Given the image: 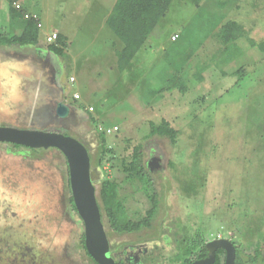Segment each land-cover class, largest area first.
I'll use <instances>...</instances> for the list:
<instances>
[{
  "label": "rangeland",
  "instance_id": "obj_1",
  "mask_svg": "<svg viewBox=\"0 0 264 264\" xmlns=\"http://www.w3.org/2000/svg\"><path fill=\"white\" fill-rule=\"evenodd\" d=\"M114 1L99 2L105 11L96 0L17 1L19 10L38 16L34 20L25 18L14 3L0 0V32L20 34L31 31L34 21L42 24L38 28L41 49L0 46V126L45 130L56 126L87 144L93 156L99 149L98 130L106 131L109 145L122 159L129 157L135 145L143 144L159 194L158 213L149 230L111 233L109 241L115 251L133 245L126 253L136 252L138 246L140 253H158L157 244L167 257L175 248L174 238L197 228L211 239L236 241L246 253H253L259 242L264 250V49L253 45L264 42V0H203L199 6L190 0H173L153 31L156 41L147 53L141 50L137 56V61L144 56L145 64L152 61V69L148 66L141 74L137 66L135 76V72L128 77L125 73L122 80L126 84L122 82L108 95V85L117 73L109 69L116 58L111 41L115 34L104 25L103 13ZM231 20L241 25L243 36L231 47L236 58L225 61V46L215 32ZM210 26L214 32L191 57L181 61L186 59L190 36ZM61 30L69 35L66 58L50 52L45 41L47 33L62 34ZM175 32L180 37L172 42L170 36ZM157 41L172 44V49L184 54L170 52L171 48L162 50ZM69 51L85 52L101 67H74L68 61L72 58ZM45 56L59 69L54 82L42 69ZM240 68L244 72L239 74ZM96 71L101 76L94 80ZM131 78H136V85L125 98ZM78 90L83 97L76 105L91 103L101 111L87 106L95 122L79 113L64 124L40 123L52 97L63 100ZM38 108L40 116L35 112ZM163 119L180 131L176 144L162 136L146 138L149 121ZM13 149L0 142L2 223L22 224L18 231L42 250H50L55 259L94 264L80 244L84 221L67 201L72 192L65 155L54 147L38 153ZM92 168L99 186L103 173ZM104 173L119 182L131 209H146V196L134 191L123 169L105 163ZM139 252L130 256L129 264H141Z\"/></svg>",
  "mask_w": 264,
  "mask_h": 264
},
{
  "label": "trees",
  "instance_id": "obj_2",
  "mask_svg": "<svg viewBox=\"0 0 264 264\" xmlns=\"http://www.w3.org/2000/svg\"><path fill=\"white\" fill-rule=\"evenodd\" d=\"M8 1L13 4L15 1L19 0ZM172 1L173 0L115 1L106 18V25L123 43L122 49L117 51L120 70H124L131 63L138 51L146 43L148 37L166 16ZM190 1L196 6H199L203 0ZM23 10L24 9H22V11L18 9V11L25 16L26 13L24 12L25 10ZM32 24L35 26L36 31H25L20 34L0 32V46L37 45L40 41L39 27L36 21L32 22ZM214 26H216V24ZM214 26L198 31V35H195L194 32L190 36L185 51L186 59L181 58V61L187 60L203 45L206 38L214 32ZM215 35L225 46L222 51L223 60H234L237 54L234 55L231 51V47H233V44L243 36L241 25L235 20L228 21L222 25L217 32H215ZM196 36L198 39H196ZM66 44V37L63 34H59L57 40L50 43L48 48L50 52L64 57V47ZM253 45L264 49V42L259 44L253 42ZM170 48V52L178 51L180 55L184 54L177 49H172V46ZM179 68L180 67H176L177 71L180 70ZM242 71L244 72V68L237 70L239 74ZM171 81L173 82V80ZM90 118L95 122L92 116H90ZM149 125L150 131L146 135V138L162 136L168 138L173 144L177 143L180 131L174 128L168 120L163 119L158 123L149 121ZM66 134L70 135L68 133ZM97 135L100 141L97 155L93 156L91 151L89 152L92 167L96 166L103 173L99 186L95 184V187L97 202L100 207L102 221L108 238L111 233L117 235L138 234L142 231L153 228V223L159 208V194L156 188L155 178L151 172V167L146 161L143 144L135 145L129 157L122 159L114 147L109 145L108 134L106 131L98 130ZM11 144L16 150H22L25 148L33 153H38L40 150V148H31L21 144ZM118 160H121L120 165H118ZM105 163L110 164L113 169H123V172L126 175V181L132 186L134 191L143 193L146 196L147 207L144 211L141 208H130L127 196H124L120 192L119 182L116 179L105 175ZM70 202L74 211H76L77 209L73 196L70 197ZM209 240H211L210 235H207L205 230L197 228L192 233H187L185 237L180 235V237L174 238L175 248L172 249L171 254L167 257L161 251L162 247L157 244L154 245L159 252L156 253L154 250H149L146 254L142 253L140 256L141 264H191L196 259L207 257L208 250L206 248V243ZM232 242L236 247L235 264L264 263V250L262 243H256L253 253H246L236 241L232 240ZM81 246L84 249L86 256L96 263L86 249L85 233L81 235ZM111 249L112 251L114 250L113 246ZM112 255L116 264H129V260L124 256L117 254V251L114 250ZM225 257V250L220 248L216 251L215 261L211 264H225Z\"/></svg>",
  "mask_w": 264,
  "mask_h": 264
},
{
  "label": "water",
  "instance_id": "obj_3",
  "mask_svg": "<svg viewBox=\"0 0 264 264\" xmlns=\"http://www.w3.org/2000/svg\"><path fill=\"white\" fill-rule=\"evenodd\" d=\"M71 109L63 101L46 108L43 117L53 119L56 124H64L70 116ZM40 116L41 114L38 113ZM45 119V123L46 120ZM49 122V121H48ZM51 122V121H50ZM43 123V122H40ZM31 135V141L18 139ZM18 136V137H14ZM60 140L66 148L54 143ZM0 142L21 144L31 148H57L66 157L69 167L70 187L76 209L84 221L85 245L90 256L98 264H116L111 255V247L101 211L96 198L95 171L91 165L89 148L80 139L67 135L61 131L45 130L40 128H18L13 126H0ZM84 205V209L80 206ZM208 255L196 259L191 264H211L215 261L216 251L220 248L226 252L225 264H235L236 247L231 239L219 237L207 241ZM96 252V253H95Z\"/></svg>",
  "mask_w": 264,
  "mask_h": 264
},
{
  "label": "flooded vegetation",
  "instance_id": "obj_4",
  "mask_svg": "<svg viewBox=\"0 0 264 264\" xmlns=\"http://www.w3.org/2000/svg\"><path fill=\"white\" fill-rule=\"evenodd\" d=\"M49 60H50L49 57H47V56L44 57V59L41 62L42 63V69H43L44 73L46 74V76L48 75L47 77L50 79V81L54 82L55 78H58L59 69L56 66L53 67V65H51ZM58 102H59L58 99L54 100L52 97L49 100V104H47V106L46 105L45 106L49 111V110H51V106L53 104H57ZM39 108L37 110H35V112L37 114L41 112V110H39ZM41 118H43V119L40 122H45V119H47L46 117H41ZM34 119H33V122H34ZM52 120L47 119L46 122H48V121L50 122ZM68 121H69V118H67L65 120V123H67ZM51 127L52 128L50 130H52V131L53 130L54 131H61L60 129H62V128H59L56 126H51ZM62 132H64L65 134L67 133V131L65 129ZM3 143H7V144H10L12 146L11 143H8V142H3ZM86 146L89 148V146L87 144H86ZM48 149H51V148H48ZM48 149L40 148V150H48ZM13 150L18 151V152L25 151L28 153H32V151H30L29 149H25V148L22 150H16L14 148ZM89 151H90V148H89ZM70 190H71V188H70ZM71 196L72 195H70L68 197L67 201L71 207V211H74L72 204L70 202ZM76 212L78 213L77 210H76ZM66 215H69V212H66ZM21 226H23V225L18 224L16 226L13 224V222L10 225L9 224H3L2 220L0 218V264H68L65 262L64 258H62V257L55 259L54 254L50 250H42L39 247V245H37V243L31 239V237L24 235L23 233L18 231ZM20 234H22V235L20 236ZM80 244H81V240H80ZM110 246L112 247V245H110ZM135 246H138V245H135ZM131 247H133V245H128V247H125L121 251H117V254L122 255L126 259L129 260L131 255L139 252V250H138L139 246H138V247H135V248H138L136 252H131L129 250V252L126 253L127 249H130ZM81 248H82V246H81ZM83 251H84V249H83ZM112 252L113 251L111 249V255H112ZM123 254H127V255H123ZM141 254L142 253H140V255ZM87 258L90 260V258L88 256H87ZM93 263L96 264L95 262H93ZM69 264H71V263H69Z\"/></svg>",
  "mask_w": 264,
  "mask_h": 264
},
{
  "label": "crops",
  "instance_id": "obj_5",
  "mask_svg": "<svg viewBox=\"0 0 264 264\" xmlns=\"http://www.w3.org/2000/svg\"><path fill=\"white\" fill-rule=\"evenodd\" d=\"M97 1V4H98V6L99 7H102L101 6V4H99V2H101L102 3V1H104V0H96ZM116 1V0H115ZM115 1H114V3H115ZM114 3H112V5H111V7H110V9L107 11V12H105V13H103V23H104V25H106V18H107V16H108V14L110 13V11H111V9H112V7H113V5H114ZM101 9H104V11H105V8L104 7H102ZM11 22H12V20H11ZM33 28V29H32ZM36 31V28H35V26L32 24V26H31V31ZM62 31V34L68 39V34L65 32V31H63V30H61ZM155 34L153 35V32H152V34L148 37V39H147V41H146V43L142 46V48L138 51V53L136 54V56L133 58V60L131 61V63L124 69V70H120L119 69V59H118V56H117V51L118 50H120V49H122V47H123V43H122V41L115 35V37H111V41H112V43H113V49H114V54H115V57L116 58H114L113 60H112V64H111V68H109V69H116V71H117V73H116V77H115V80L114 81H112L111 82V84L110 85H108V89L109 90H107L108 92H107V94L109 95L112 91H114L115 90V88H118V87H120V86H122V82L124 83V81L122 80V77H123V75L125 74V73H127V76L126 77H128V74L130 73V72H132V73H134L135 72V70H138L137 69V66L138 67H141L140 68V71H141V74L144 72V70H145V68L146 67H148L149 66V68H150V70L152 69V61L150 62L151 64H145V62H143L142 61V58L144 57V56H141L140 57V59H139V61H137V56H138V54L140 53V51L141 50H143V52L144 53H147V51H148V48H150L149 46H150V44L151 43H153V41L155 40ZM174 36H177L175 39H173V37ZM180 36H179V34H178V32H175V33H173V34H171V36H170V39H171V41L173 42V41H176L177 40V38H179ZM70 41H72V40H70ZM156 41V40H155ZM157 43L160 45V49H162V50H168L171 46H172V44H168V43H164V42H160V41H157ZM35 46H37V48H40L41 49V47H40V45H35ZM39 49V50H40ZM153 49V48H152ZM69 50V49H68ZM70 53H72V58H70V60H68L69 62H70V64L72 65V66H74V67H76V65H80L81 67H86V66H93L94 65V67H96V69L98 68V67H101V64H100V62L99 61H97L96 59H94V58H92L91 57V55H87L85 52H81L80 54L79 53H73V52H71V51H69ZM104 53H105V55H106V50L104 51ZM56 55V54H55ZM146 55V54H145ZM58 56V55H57ZM64 56H66V55H64ZM62 57V56H61ZM64 58H66V57H64ZM67 60V59H66ZM102 68H103V64H102ZM136 73H138V72H135L134 73V76H135V74ZM140 73V72H139ZM140 74V75H141ZM101 76V72L100 71H96L95 72V76H94V80H96V78H98V77H100ZM134 78V77H133ZM133 78H131V79H128L127 80V84H129L131 81H132V83H130L129 85H131L130 86V88L126 91L128 94H126L125 95V98L127 97V95H129V93L131 94V92L132 91H134V90H132L134 87H135V85H136V78L135 79H133ZM76 80V79H75ZM75 80L74 81H72V82H75ZM63 84H65V82L63 83ZM124 84H126V83H124ZM124 86V85H123ZM125 86H128V85H125ZM64 88H65V90L67 89V83L65 84V86H64ZM132 90V91H131ZM79 93L80 94V97L79 98H75L74 97V95L76 94V93ZM67 93V92H66ZM74 95H73V97L72 96H69V97H67L66 96V98L64 97L63 98V100H59L58 99V101H63L64 103H66L67 105H69V107H70V109H71V113H70V116L68 117L69 119H73L74 120V118H75V116L77 115V114H79V113H82V115H84V114H86V116L88 117V118H90V116H92V114H91V111H89L88 110V107H96V109H97V112L98 113H100L101 111H99V109H98V107H97V105H93V104H88V103H86V102H84L83 100V102L84 103H81L80 101V103L82 104V105H76L77 103H76V101H78L80 98L82 99V97H83V95H82V93L78 90V91H75L74 92ZM77 99V100H76ZM83 104H84V107H83ZM100 105L101 106H103L104 105V102H103V100H102V102L100 103ZM88 106V107H87ZM100 106V107H101ZM84 108V109H83Z\"/></svg>",
  "mask_w": 264,
  "mask_h": 264
},
{
  "label": "built area",
  "instance_id": "obj_6",
  "mask_svg": "<svg viewBox=\"0 0 264 264\" xmlns=\"http://www.w3.org/2000/svg\"><path fill=\"white\" fill-rule=\"evenodd\" d=\"M14 6H15L17 9H20V8H21L20 3H17V1L14 2ZM25 18H27V19L38 20V16H37L36 14L31 15V14H29V13H26V14H25ZM37 25H38V27H41V26H42L41 22H37ZM58 35H59V33H58L57 31L49 32V33L46 34L45 41H46L48 44L53 43V42H55V41L57 40ZM176 37H177V36H174L173 39H175ZM71 80H72V81L75 80L74 77H72ZM79 96H80L79 94H75V97H76V98H79ZM90 109L92 110L93 108L91 107Z\"/></svg>",
  "mask_w": 264,
  "mask_h": 264
},
{
  "label": "bare ground",
  "instance_id": "obj_7",
  "mask_svg": "<svg viewBox=\"0 0 264 264\" xmlns=\"http://www.w3.org/2000/svg\"><path fill=\"white\" fill-rule=\"evenodd\" d=\"M31 135H29V136H26V137H20V138H18V139H21V140H24V141H31V137H30ZM14 137H18V136H14ZM54 143H56V144H59L61 147H63V148H66V144L65 143H63V142H61L60 140H54L53 141ZM67 149V148H66ZM82 208L84 207V205H80ZM84 209V208H83ZM96 253V252H95Z\"/></svg>",
  "mask_w": 264,
  "mask_h": 264
}]
</instances>
